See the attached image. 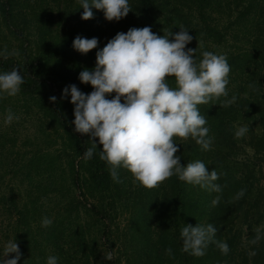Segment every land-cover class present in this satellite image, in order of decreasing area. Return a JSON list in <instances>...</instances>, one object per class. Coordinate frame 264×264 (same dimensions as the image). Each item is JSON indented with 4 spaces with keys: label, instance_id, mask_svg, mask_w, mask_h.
Wrapping results in <instances>:
<instances>
[{
    "label": "trees",
    "instance_id": "1",
    "mask_svg": "<svg viewBox=\"0 0 264 264\" xmlns=\"http://www.w3.org/2000/svg\"><path fill=\"white\" fill-rule=\"evenodd\" d=\"M129 4L132 11L127 17L109 22L94 8V18L83 20L80 0H0V30L6 29L17 42L0 43V73L18 68L24 78L16 96L0 93V122L9 110L18 117L10 130L0 127V187L17 183L25 191L21 207L0 193V217L5 211L17 216L10 219L12 237H0V246L3 238L16 241L26 264H47L50 255L58 257V264H122L103 255L109 244L111 252L114 248L112 214L121 211L129 213L125 264H264V239L248 243L254 229L264 233V0H129ZM146 26L161 36L164 30L178 33L183 26L193 37L186 51L197 49V60L204 51L227 58L231 69L227 99L235 95L236 102L222 106L226 98L220 97L198 106L213 138L210 150L192 138L174 137L182 166L199 160L209 171L215 169L222 193L175 175L148 189L123 168L116 182L99 158L98 138L93 157L83 158L90 137L75 132V106L70 94L63 98V90L74 84L84 94L94 91L81 83L80 72L95 69L97 52L117 33ZM78 36L97 38V48L88 54L76 51L73 41ZM168 82L175 87L174 78ZM241 121L259 128L248 146L251 155H240L235 132ZM28 123L38 125L39 131L22 141L18 129ZM241 189L245 194L237 200ZM217 195L221 199L214 207ZM44 217L53 221L49 227L42 226ZM198 223L218 229L215 239L227 243V255L215 244L203 257L182 250V227ZM168 248L174 258L167 255ZM249 251L257 255L249 257ZM2 253L0 247V259Z\"/></svg>",
    "mask_w": 264,
    "mask_h": 264
},
{
    "label": "clouds",
    "instance_id": "2",
    "mask_svg": "<svg viewBox=\"0 0 264 264\" xmlns=\"http://www.w3.org/2000/svg\"><path fill=\"white\" fill-rule=\"evenodd\" d=\"M80 3L85 21L94 18L93 8L103 11L109 22H118L132 11L129 0H80ZM179 29L178 33L164 30L163 36L153 33L147 26L117 33L97 52L95 69H85L79 74L81 83L90 84L94 91L84 94L73 84L64 88L63 98L70 94L75 106V132L90 137L87 143L91 146L87 147L83 158L90 160L93 157L98 138L102 145L99 158L107 163L114 181L119 182V169L123 168L132 174L134 182L148 189L160 186L175 175L181 181L219 194L223 187L216 183L219 179L217 171H209L199 160L182 166L174 137L192 138L203 150H210L213 138L209 136L207 119L198 106L220 97L226 98L222 106L236 102L235 95L227 99L231 69L224 55L211 51H204L202 59L197 60V49L186 51L193 37L183 26ZM98 43L95 37L78 36L73 41V48L88 54ZM168 78L175 79V87L169 84ZM23 83L18 68L0 73V93L14 97L21 91ZM249 87L255 88V85ZM113 93L114 98L108 99ZM50 100L55 103L56 97H50ZM14 118L18 119L9 110L5 123L10 124ZM247 131V126H242L235 135L243 137ZM245 191L241 189L235 199L242 198ZM220 199L217 195L212 205H218ZM52 223L48 217L42 220L43 227ZM217 231L213 224L183 226L180 232L182 250L203 257L209 245L215 244L227 255L229 246L215 239ZM254 232V238L248 241L251 245L264 239L260 229H254ZM166 253L174 258L171 248ZM11 254L14 258H9ZM248 255L253 257L257 253L249 251ZM21 256L17 242L9 240L0 264H18ZM105 258L111 261V252L105 254ZM47 264H58V257L48 256Z\"/></svg>",
    "mask_w": 264,
    "mask_h": 264
},
{
    "label": "rangeland",
    "instance_id": "3",
    "mask_svg": "<svg viewBox=\"0 0 264 264\" xmlns=\"http://www.w3.org/2000/svg\"><path fill=\"white\" fill-rule=\"evenodd\" d=\"M0 23L2 22L0 21ZM9 42H12L13 45H17V42L15 41L14 37L10 32H8L6 29L0 30V43L7 46ZM113 95L115 94L113 93ZM12 125L13 124L5 123V120L0 122V127H2L5 130H10ZM242 126H247L248 131L243 137L237 138V141L239 143L240 155L245 156L244 155L245 152L248 154L249 152H251L250 149H248V146L251 144L252 134L257 135L259 128L257 125H248L247 123H243L242 121L236 127L238 129L239 127ZM38 131H39L38 125L33 126L32 123H28L25 127L22 128L20 127L18 129V133L21 136L22 141L27 135H29V137L33 139L38 134ZM0 189L2 190L0 191V193L5 194L7 200L13 199L14 203L16 202L19 207L22 206L23 194L25 193V191L24 193L22 192L23 191L22 186H19V184L15 183L13 188H10L5 185V186H1ZM8 203L12 205L11 201H9ZM6 209H9L8 206ZM128 214L127 212L122 213L121 211H117L116 213L112 214L113 222L110 225V227H112V233H113L112 241L114 243V248H112V252H111V248L109 244L103 253V255H105L106 253L111 252L112 256L117 260V262H119L120 260V263L122 264H125L124 262L126 261V257H127L126 255L129 253L128 247L130 246V245H126V248L124 246V238H125L124 234L128 229V223H129ZM15 215H16L15 211L14 212L5 211L2 213V216L0 217V237H12V235H10L9 232L12 230V225L14 223V220L10 222V219H16L17 216ZM128 239L126 237L125 242H127ZM8 241L9 240L3 238V242L1 243L0 246L2 248V251L4 250V247ZM9 258H14V254H11ZM21 259L23 260L24 263L26 262L25 257L23 255L21 256ZM21 259L18 262V264H21Z\"/></svg>",
    "mask_w": 264,
    "mask_h": 264
}]
</instances>
